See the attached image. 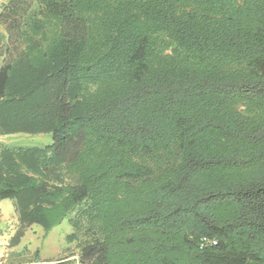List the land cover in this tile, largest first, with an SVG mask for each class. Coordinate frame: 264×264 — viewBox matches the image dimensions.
<instances>
[{"label":"trees","instance_id":"1","mask_svg":"<svg viewBox=\"0 0 264 264\" xmlns=\"http://www.w3.org/2000/svg\"><path fill=\"white\" fill-rule=\"evenodd\" d=\"M0 199L18 264H264V0H9ZM14 264V263H12Z\"/></svg>","mask_w":264,"mask_h":264},{"label":"crops","instance_id":"2","mask_svg":"<svg viewBox=\"0 0 264 264\" xmlns=\"http://www.w3.org/2000/svg\"><path fill=\"white\" fill-rule=\"evenodd\" d=\"M8 1L9 0H0V12ZM5 40L6 30L0 25V67L2 65L1 48ZM9 200L10 199H0V264H18L29 261H34L35 263L43 260L56 261L69 255L63 246H52L48 251H44L42 247L40 248V243L35 240L30 241L26 249L11 246L10 241L19 227V221L15 211L9 210ZM76 255L77 253L69 258L73 260Z\"/></svg>","mask_w":264,"mask_h":264},{"label":"rangeland","instance_id":"3","mask_svg":"<svg viewBox=\"0 0 264 264\" xmlns=\"http://www.w3.org/2000/svg\"><path fill=\"white\" fill-rule=\"evenodd\" d=\"M0 141L9 146H43L52 142V134H11L2 136L0 138ZM8 203L10 208L9 210H12L14 212L15 207L12 200H9ZM69 230L70 225L67 219H65L61 224L51 229L48 234H46L41 228H37L36 233L29 240L28 244L30 243V241L35 240L36 242L40 243V248L42 247L44 251H48L49 248L52 246H63V248H65V236L69 232Z\"/></svg>","mask_w":264,"mask_h":264},{"label":"built area","instance_id":"4","mask_svg":"<svg viewBox=\"0 0 264 264\" xmlns=\"http://www.w3.org/2000/svg\"><path fill=\"white\" fill-rule=\"evenodd\" d=\"M72 264H82L81 260H80V257L78 255H76L74 258H73V262Z\"/></svg>","mask_w":264,"mask_h":264}]
</instances>
